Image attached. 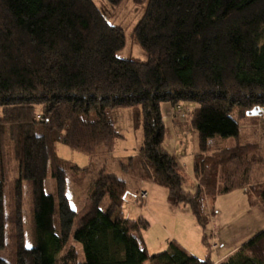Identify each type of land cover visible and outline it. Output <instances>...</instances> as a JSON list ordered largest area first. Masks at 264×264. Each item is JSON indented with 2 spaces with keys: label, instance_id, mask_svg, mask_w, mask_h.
Returning <instances> with one entry per match:
<instances>
[{
  "label": "trees",
  "instance_id": "trees-1",
  "mask_svg": "<svg viewBox=\"0 0 264 264\" xmlns=\"http://www.w3.org/2000/svg\"><path fill=\"white\" fill-rule=\"evenodd\" d=\"M134 36L146 62L118 56L124 30L93 0H0V264H215L176 240L151 255L143 238L148 220L121 211L110 217L109 206L121 207L131 187L124 178L104 175L105 202L71 206L69 182L87 181L94 164L80 168L61 159L57 145L93 162L112 153L120 138L111 121L115 110L141 108L139 157L151 174L140 181L166 188L171 207L189 208L204 231L213 214L207 198L214 203L243 190L252 208L264 207V183H253L257 145L224 147L228 139L241 141L242 117L264 116V0H147ZM164 104L195 105V193L185 190L164 146ZM255 109L259 115H247ZM135 161L129 174L140 169ZM219 264H264V231Z\"/></svg>",
  "mask_w": 264,
  "mask_h": 264
},
{
  "label": "rangeland",
  "instance_id": "rangeland-1",
  "mask_svg": "<svg viewBox=\"0 0 264 264\" xmlns=\"http://www.w3.org/2000/svg\"><path fill=\"white\" fill-rule=\"evenodd\" d=\"M93 1L109 23L119 26L124 30L126 46L118 53V56L122 59L131 58L146 62V52L137 42L134 30L143 17L147 0H138L139 2L137 0H123L119 6H112L107 0ZM184 106L182 105L183 112L180 115H174L173 110L171 111L173 119L179 118L178 121L184 120L189 123L186 124L185 128H177L182 132L184 142L179 144L178 148L175 149L173 143L170 140H166L167 142H165L164 146L170 154L177 157V163L185 178V189L188 192L195 193L197 185L194 177V161L195 156L199 153V143L198 134L190 125V113L193 111L195 105L187 104ZM38 110L40 111V109ZM140 116V107L112 112L111 121L120 138L116 140L112 153H99L95 162L88 155L74 151L62 144L57 145V153L61 159L76 164L80 168H86L94 164L87 181L78 180L77 184L70 181L68 184L71 206L75 210H81L88 199L94 201L96 204L105 202L101 192L104 175H116L126 179L130 183L131 187L122 206L110 205L107 211L110 217L116 216L121 211L128 219L137 220L143 217L148 220L150 227L144 232L143 238L149 253L154 255L163 253L166 250L167 246L164 245H167V242L171 240V235H175L183 240L182 236L188 237L186 235L190 233L191 227L197 223L190 209L187 207H181L183 212L177 211V213L170 209L173 208L170 204V207L166 208L168 192L166 188L154 185L150 180L140 181L143 173L147 177L151 174L150 167H147L145 162L139 157L143 136L139 121ZM235 116L239 118V113L235 112ZM164 119L168 123L169 115L165 110ZM241 119V141H236L233 138L228 139L224 147L233 148L239 144L244 145L246 141L256 144L257 164L254 166L253 183H264V116L242 117ZM213 152H210L209 155L213 154ZM130 158L135 159L136 164L140 168L135 174L128 173ZM10 166L11 168L15 167L12 162ZM92 182H98V184L94 188L91 186V189H89L88 183L92 184ZM48 184L47 190L50 192V182ZM143 191H148V194L145 193L146 197L152 194L155 200L152 198L143 203L142 199L139 200ZM245 196L243 190H236L228 195L216 197L214 203L210 198L206 199V212L213 214L205 231L200 228L197 229L201 233L202 238L191 242L190 247L199 251L198 253L190 248L193 256L199 259L209 257L212 261H217L219 257L231 252L235 248L237 249V247H241L264 229V207L252 208ZM178 209L174 208L173 210ZM23 211L24 241L25 245L29 248L33 243V229L31 206L28 200L25 203ZM75 246L79 259L82 260L84 257L83 249L78 244ZM162 246L166 248H161ZM145 264H150V262L147 261Z\"/></svg>",
  "mask_w": 264,
  "mask_h": 264
},
{
  "label": "crops",
  "instance_id": "crops-1",
  "mask_svg": "<svg viewBox=\"0 0 264 264\" xmlns=\"http://www.w3.org/2000/svg\"><path fill=\"white\" fill-rule=\"evenodd\" d=\"M184 106V105H183ZM185 107V106H184ZM163 109L165 110V112L169 115V121H168V123H166L165 122V126H166V133H165V141H164V144H165V142H167L166 140H170V142H172L173 143V146H174V148L176 149V148H178V145L179 144H181V143H183L184 141H183V135H182V132H180L179 131V129H177L178 127L180 128H185L186 127V124H189V123H187V121L185 122L184 120H179L178 121V119H173L172 118V116H171V111L172 110H174V107L172 106V105H170V104H164L163 105ZM164 121H165V119H164ZM196 132V131H195ZM197 133V132H196ZM199 143V142H198ZM174 152H175V150H174ZM170 153V152H169ZM172 155V154H171ZM175 157V156H174ZM175 159H176V161H177V157H175ZM179 172H180V174H181V176H182V178H183V185H184V188H185V186H186V182H185V178H184V175H183V173H182V171H181V169L179 168ZM195 177V176H194ZM151 183H153L154 185H156L153 181H151ZM195 183H196V185H197V189H198V180L195 178ZM158 186V185H157ZM195 188V187H194ZM151 189V188H150ZM186 190V189H185ZM187 191V190H186ZM148 191H143L142 192V194H144V193H147ZM152 193V192H151ZM148 194V193H147ZM245 194V193H244ZM246 195V194H245ZM245 197H247V195L245 196ZM147 198V199H146ZM144 200H142L143 201V203L144 202H147L148 200H151L153 197H152V194H149V195H147V197H146ZM154 199V198H153ZM140 200V199H139ZM155 200V199H154ZM247 200H248V197H247ZM248 202H249V200H248ZM168 207H170L169 206V202H168V192H167V205H166V208H168ZM259 208H262L261 206H258ZM257 208V207H256ZM172 211H176L175 213H177V211L178 212H180V211H182L183 212V210H182V208L180 209H178V210H173L174 208H170ZM183 209H186V208H183ZM184 212H186V210H184ZM191 212V211H190ZM191 214L193 215V213L191 212ZM194 216V215H193ZM195 218V217H194ZM195 221H196V219H195ZM196 223H197V221H196ZM198 228H200V229H202L201 227H200V225L197 223L195 226H193V227H191V231H190V233L188 234V235H186V236H188V237H184V236H182V238H183V240L181 239V238H179V237H177V236H175V235H171L172 236V238H171V240H176L183 248H185L190 254H192L193 255V253H192V251H191V249H193L194 251H196L195 250V248H192V247H190V244H191V242H194L196 239H201L202 237H201V233L197 230ZM262 231H264V229L262 230ZM261 231V232H262ZM168 243V242H167ZM164 246H167V245H164ZM164 246H162L161 248H166V247H164ZM191 248V249H190ZM240 247H237V249L236 250H238ZM232 250L231 252H229V253H227V254H225V255H223L222 257H219V259L217 260V261H213V262H215V264H219L220 262H222L226 257H228L229 255H231V254H233L236 250ZM196 252H198L199 253V251H196ZM207 256V255H206ZM205 256V257H206ZM205 259V258H204Z\"/></svg>",
  "mask_w": 264,
  "mask_h": 264
},
{
  "label": "built area",
  "instance_id": "built-area-1",
  "mask_svg": "<svg viewBox=\"0 0 264 264\" xmlns=\"http://www.w3.org/2000/svg\"><path fill=\"white\" fill-rule=\"evenodd\" d=\"M173 112H174V115H180V114H182V112H183L182 106L174 107ZM145 197H146V194L144 193V194H142V195L140 196V199L144 200ZM215 247H216V246H215ZM215 247H214V248H215Z\"/></svg>",
  "mask_w": 264,
  "mask_h": 264
},
{
  "label": "water",
  "instance_id": "water-1",
  "mask_svg": "<svg viewBox=\"0 0 264 264\" xmlns=\"http://www.w3.org/2000/svg\"><path fill=\"white\" fill-rule=\"evenodd\" d=\"M259 114H260V111L255 109L252 112H249L247 115L257 116Z\"/></svg>",
  "mask_w": 264,
  "mask_h": 264
}]
</instances>
